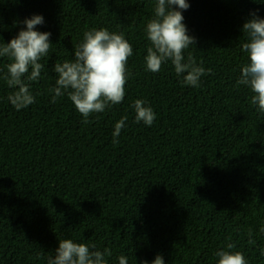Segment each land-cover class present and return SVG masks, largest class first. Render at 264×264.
Masks as SVG:
<instances>
[{
	"label": "trees",
	"instance_id": "1",
	"mask_svg": "<svg viewBox=\"0 0 264 264\" xmlns=\"http://www.w3.org/2000/svg\"><path fill=\"white\" fill-rule=\"evenodd\" d=\"M188 3L183 23L196 45L185 58L211 69L199 87L170 62L146 70L155 0H0V44L34 14L44 18L36 30L51 33L40 79L26 80L34 104L17 111L8 100L17 89L0 79V264H47L60 239L111 249L108 264L121 255L150 264L157 254L165 264H216L227 242L264 264V113L236 84L248 63L241 29L252 12L264 18V0ZM100 28L122 33L133 55L123 101L84 123L67 95L53 103L49 89L53 66ZM7 63L0 58V75ZM136 99L156 114L151 126L135 121Z\"/></svg>",
	"mask_w": 264,
	"mask_h": 264
},
{
	"label": "clouds",
	"instance_id": "2",
	"mask_svg": "<svg viewBox=\"0 0 264 264\" xmlns=\"http://www.w3.org/2000/svg\"><path fill=\"white\" fill-rule=\"evenodd\" d=\"M260 3L262 0H252ZM188 0H155L154 15L148 20L145 34L150 41L147 54L144 57L146 70L160 72L162 65L171 63L177 76H182V83L199 87L202 76L211 72L197 63L195 57L184 52L196 45V37L188 34L183 23L181 10L189 8ZM25 28H21L9 42L0 44V58L7 57V72L0 75L9 88L17 89L8 96L11 105L17 110L27 108L36 102L26 82L38 81L44 65L40 62L51 48L50 32L36 30L37 25L44 23L40 14L25 18ZM242 34L246 36L241 50L246 54L248 63L241 68L237 85L249 88L252 95L250 103L258 105V110L264 113V18L252 12L251 18L242 26ZM133 55L132 45L122 33L109 32L105 28L90 29L83 33V40L75 45L74 58L56 63L53 66L57 74L55 86L49 89L52 101L67 95L76 110L89 123V116L102 113L111 105L119 104L125 96V85L128 79L127 63ZM31 69L30 73L29 70ZM3 69H0V73ZM26 78V79H25ZM39 95V93H37ZM135 111V121H143L151 126L156 114L142 99H136L132 105ZM127 116L115 123L113 143H119L117 137L125 126ZM264 232V227L260 229ZM249 244H255L252 232L249 230ZM231 241V237L228 238ZM236 244L227 242L224 248L216 252V264H248L244 254L232 251ZM264 255V249L261 250ZM109 248L103 251L95 244L74 242L72 239H60L55 254L49 256L47 264H108L111 257ZM119 264H128L126 256L118 257ZM142 264H149L145 260ZM150 264H165L163 257L157 254Z\"/></svg>",
	"mask_w": 264,
	"mask_h": 264
}]
</instances>
